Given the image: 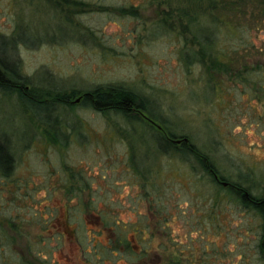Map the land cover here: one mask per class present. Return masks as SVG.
Masks as SVG:
<instances>
[{"label": "rangeland", "instance_id": "obj_1", "mask_svg": "<svg viewBox=\"0 0 264 264\" xmlns=\"http://www.w3.org/2000/svg\"><path fill=\"white\" fill-rule=\"evenodd\" d=\"M211 2L0 0V56L9 68L16 64L34 97L51 104L44 116L18 92L0 90V136L14 157L10 179L30 183L9 188L0 173V223L16 220L32 241L51 237L37 249L61 250L60 264H91L81 250H99L89 257L100 264H137L131 254L138 249L151 251L141 258L146 264L172 250L180 264H264L262 218L195 158L158 146L167 131L188 136L222 182L239 181L264 197V104L231 78L217 76L218 91L194 37L215 27ZM247 36L260 45L264 30ZM110 85L133 92L146 110L125 115L77 102ZM114 220L128 232L124 250L108 249L110 235L95 233Z\"/></svg>", "mask_w": 264, "mask_h": 264}, {"label": "trees", "instance_id": "obj_2", "mask_svg": "<svg viewBox=\"0 0 264 264\" xmlns=\"http://www.w3.org/2000/svg\"><path fill=\"white\" fill-rule=\"evenodd\" d=\"M210 11L207 16H210L211 20L209 21L215 27L207 26L209 29H205V33L196 32L194 37L203 43V46L201 45L203 49L202 59L206 61L207 72L210 79L213 80L215 88L218 91L223 90L221 82L216 79L217 76H220L222 80L225 77L231 78L235 84L242 83L247 88L255 89L252 95L257 101L264 104V40L261 41L260 45H257L249 40L248 37L250 36H247L249 31L264 30V0H213L210 4ZM217 64H223V68L219 69ZM14 65L13 68H9L0 56V88L10 87L5 80L6 72L13 74L12 80L14 82L17 80L15 79L16 73H18L17 66ZM11 86L14 85L11 84ZM83 95H86V103L89 106L102 111L114 110L126 115L132 113L134 107L140 110H146L147 107L144 102L138 100L133 92L112 85L105 88L96 87ZM34 96L35 94L31 90L28 91L29 102L45 116L51 104L40 96ZM41 103H44L46 107L44 105L41 107ZM261 117L264 118V114ZM158 139V146L163 152L180 153L186 159L195 158L201 167L213 177L214 181L222 183L221 179L223 178L219 177L216 165L209 154L200 150L188 136H177L173 131H167L166 136L160 135ZM13 165V153L8 144L4 140H0V173L4 178L13 174L11 170ZM3 181L0 180V182ZM228 186L241 200L243 206L251 208L262 218L263 231L260 243L262 250L260 252L264 257V197L253 195L251 189L239 181L232 182ZM52 225L49 224L48 226ZM114 226L118 227L116 223ZM42 228L46 229L44 226ZM6 229L13 234L7 233ZM21 229L18 222L10 218L3 219L0 223V264H60V261L55 258V255L58 254L57 250H54L53 247L47 246L43 250L37 249L39 242H50L51 237L42 240L38 236L35 239L41 238L39 242L32 241L29 239L30 237H25L27 235L24 234H28L27 231L24 229L25 233ZM55 229L54 232L59 234L57 239H63V236L58 232V226ZM15 235L27 240L26 247L20 245ZM105 251L109 252L108 250ZM155 251L158 255V251ZM150 253L149 250H139L131 256L134 260H138V264H146L149 259L140 263L144 260L141 258ZM170 253L166 256V260L156 264H180V261L175 260L173 256V254L176 257L179 256L180 252L172 250Z\"/></svg>", "mask_w": 264, "mask_h": 264}, {"label": "flooded vegetation", "instance_id": "obj_3", "mask_svg": "<svg viewBox=\"0 0 264 264\" xmlns=\"http://www.w3.org/2000/svg\"><path fill=\"white\" fill-rule=\"evenodd\" d=\"M5 76H6V82L7 83H9V86L10 87H7L6 89H2V88H0V90H2V91H4V92H14V91H16V92H18L19 94H20V96L22 97V99L23 100H25L26 102H27V104L30 106V108L35 112V113H40L37 109H36V107L32 104V103H30L29 102V99H28V85L27 86H25L24 85V82H25V78H23L22 77V75L20 76L19 75V73H16V76H15V79H17L15 82L12 80V78L14 77L13 76V74L12 73H9V72H6L5 73ZM11 84H13L14 86L12 87L11 86ZM80 101H83V103L85 104V105H88L87 103H86V95H82V96H79V98L77 99V102H80ZM51 107H49V110H48V116H50V111H51V109H50ZM97 110V109H96ZM99 111H102V110H99ZM44 121H45V118H44ZM46 121L47 122H50V121H48L47 119H46ZM50 126V125H49ZM0 140H4L5 142H6V144H8V146H9V148H10V151L12 152V150H11V144H10V142H9V139L7 138V137H3V136H0ZM13 153V152H12ZM12 173H13V171H12ZM69 185L71 186H74L75 185V179H76V177H75V175H74V173L73 172H70L69 173ZM11 177H13V174L12 175H10V176H7V177H5L4 178V180L6 179V178H8L7 179V181H9L8 183H9V188H10V186H13L14 187V184H13V182L16 184V187L17 186H23V185H28V186H30V183H28L26 180V183H23L22 181H17V180H14V179H10ZM10 179V180H9ZM4 182V181H3ZM3 182H1V183H3ZM12 184V185H11ZM80 185L82 186L83 184H81L80 183ZM12 187V188H13ZM19 188V187H18ZM70 190H72V188H69L68 189V192L70 191ZM80 190H86V188L84 187V185H83V188H80ZM88 206L86 205V208H87ZM91 217H93V218H95V222H97V223H103V221L100 219V218H103V217H105L104 215H101V214H98V213H95V211H93L91 214ZM89 218H90V216H88ZM114 222L116 223V225H118V227L117 226H107V225H104L103 224V227H99V229H97V228H94V230H95V233L96 234H101V233H104V232H106V234H107V236L108 235H110L109 236V239H110V241H112V243H111V245H109V246H105V247H107L108 249H112V247H115V248H118V249H121V250H124V239H128V238H126V235H127V233L128 232H123L122 230H120L119 229V225H120V222L119 221H115L114 220ZM96 224V223H95ZM97 225V224H96ZM42 228V227H41ZM115 228H116V231H115ZM43 229V228H42ZM44 230V229H43ZM124 230V229H123ZM58 232L63 236V233L58 229ZM64 237V236H63ZM115 248H113L114 250H115ZM139 250H141V249H138V251ZM60 251L61 250H59V253H60ZM105 251V250H104ZM108 251H110V250H108ZM97 252H99V250H81V257L84 259V261H86V263H88V262H90L91 264H93L94 262V264H100V263H102V262H96V261H94V260H91V258L89 257L90 255L92 256L93 254H95V253H97ZM114 252V251H113ZM112 252V253H113ZM155 252V251H154ZM58 253V254H59ZM96 257H98V255H96ZM141 262H143V261H140V263ZM138 264V263H137Z\"/></svg>", "mask_w": 264, "mask_h": 264}, {"label": "water", "instance_id": "obj_4", "mask_svg": "<svg viewBox=\"0 0 264 264\" xmlns=\"http://www.w3.org/2000/svg\"><path fill=\"white\" fill-rule=\"evenodd\" d=\"M222 183H223V185H226V186L229 184V183H227V182H222Z\"/></svg>", "mask_w": 264, "mask_h": 264}]
</instances>
